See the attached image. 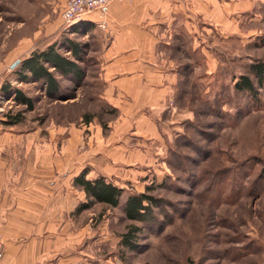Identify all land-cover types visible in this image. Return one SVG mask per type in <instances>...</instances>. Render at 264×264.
Segmentation results:
<instances>
[{"label": "rangeland", "instance_id": "1", "mask_svg": "<svg viewBox=\"0 0 264 264\" xmlns=\"http://www.w3.org/2000/svg\"><path fill=\"white\" fill-rule=\"evenodd\" d=\"M66 1L0 0V135L33 138L21 144L34 148L28 154L18 145L5 156L17 162L16 177L39 147L56 163V179L85 171L123 189L116 208L96 203L71 214L75 230L89 227L75 251L99 256L88 264H264V88L235 89L241 75L256 83L251 66L264 62V0H225V22L200 21L194 34L156 51L158 86L140 103L110 93L99 66L107 41L82 21L66 27ZM66 39L82 45L83 80L57 76L56 98L17 80L33 51ZM5 83L22 89L34 108L2 95ZM69 186L79 206L89 202ZM131 194L157 200L148 222L126 218ZM131 226L139 228L132 248L122 244Z\"/></svg>", "mask_w": 264, "mask_h": 264}, {"label": "crops", "instance_id": "2", "mask_svg": "<svg viewBox=\"0 0 264 264\" xmlns=\"http://www.w3.org/2000/svg\"><path fill=\"white\" fill-rule=\"evenodd\" d=\"M229 9L225 0H117L109 7L106 28L99 27L103 17L97 12L84 16L81 26L107 41L99 66L110 93L117 90L140 103L158 86L156 51L194 34L200 21L216 17L225 22ZM10 136L0 135V264H88L99 257L75 251L89 227L74 229L71 214L81 204L69 186L74 179H56V163L50 162L51 155L42 157L39 147L17 178L12 170L19 168L17 162L4 158L17 152L18 145L29 154L33 143H21L33 138Z\"/></svg>", "mask_w": 264, "mask_h": 264}, {"label": "trees", "instance_id": "3", "mask_svg": "<svg viewBox=\"0 0 264 264\" xmlns=\"http://www.w3.org/2000/svg\"><path fill=\"white\" fill-rule=\"evenodd\" d=\"M61 48H64L65 51H59ZM81 49L82 45L80 43L66 39L61 47H58L55 43L44 50L33 51L22 61L21 69L16 73V78L21 83H36L49 98H56L62 93V87L57 76L76 82L83 80L85 74L79 64L82 60ZM66 53L70 54L67 55ZM251 73L256 77V83L249 75H241L235 83L236 91L257 93L256 84L258 87L264 88V62L253 64ZM1 94L13 96V100L20 106H25L30 110L34 108L33 99L18 87H12L10 84L5 83L1 87ZM19 115L20 113H17L16 117ZM17 122L13 121L10 124H16ZM86 176L87 172L82 171L74 179V185L84 191L89 199V202L79 206L76 212L88 209L96 203L105 204L111 208L119 206L124 192L122 188L108 182L103 176L94 179H87ZM155 205H158V203L152 196L131 194L124 205V213L128 220L146 223L152 217ZM138 230L137 226H131L123 236L122 244L132 248V241L129 237Z\"/></svg>", "mask_w": 264, "mask_h": 264}, {"label": "built area", "instance_id": "4", "mask_svg": "<svg viewBox=\"0 0 264 264\" xmlns=\"http://www.w3.org/2000/svg\"><path fill=\"white\" fill-rule=\"evenodd\" d=\"M115 1L117 0H67L61 14L64 25L69 28L84 16L97 12L103 17L99 27L106 28L109 7Z\"/></svg>", "mask_w": 264, "mask_h": 264}]
</instances>
